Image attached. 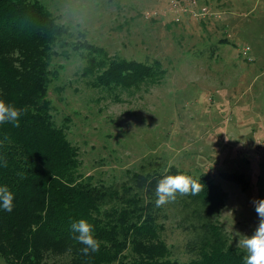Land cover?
Returning <instances> with one entry per match:
<instances>
[{"label":"rangeland","instance_id":"obj_1","mask_svg":"<svg viewBox=\"0 0 264 264\" xmlns=\"http://www.w3.org/2000/svg\"><path fill=\"white\" fill-rule=\"evenodd\" d=\"M30 1L66 33L52 48L46 96L54 126L76 148L81 179L120 185L147 161L174 167L224 192L216 223L232 247L237 233L251 238L253 202L264 200V0ZM87 46L157 62L165 74L126 90L93 87L82 75ZM167 221L170 258L188 260L189 235Z\"/></svg>","mask_w":264,"mask_h":264},{"label":"trees","instance_id":"obj_2","mask_svg":"<svg viewBox=\"0 0 264 264\" xmlns=\"http://www.w3.org/2000/svg\"><path fill=\"white\" fill-rule=\"evenodd\" d=\"M66 33L39 3L0 0V99L25 110L20 126L0 124V187L13 193V210L0 203V260L4 264H244L246 252L232 247L216 223L225 194L207 179L174 167L159 171L147 161L129 183L91 184L78 175L77 151L54 126L47 99L52 48ZM225 43V42H221ZM62 44V43H61ZM84 47V45H83ZM82 75L98 88H136L164 76L150 65L107 57L87 46ZM247 48L242 53L246 55ZM5 163L7 167H5ZM200 182L197 195L157 207L155 191L167 175ZM222 177L239 182L236 174ZM93 226L98 252L84 255L71 225ZM189 235L186 261L170 258L165 221ZM167 221V222H168Z\"/></svg>","mask_w":264,"mask_h":264},{"label":"clouds","instance_id":"obj_3","mask_svg":"<svg viewBox=\"0 0 264 264\" xmlns=\"http://www.w3.org/2000/svg\"><path fill=\"white\" fill-rule=\"evenodd\" d=\"M24 111L0 99V124L11 123L18 128ZM4 166L7 167V164L5 163ZM202 186L200 182L183 174L167 175L157 185L155 191L157 197L156 206L160 207L170 201H175L177 194L195 196L202 191ZM13 199L14 195L7 186L0 187V203H2L5 211L11 212L13 210ZM253 203L259 217L258 228L251 238L237 233L236 235L242 237L239 239L237 247L244 248L247 252L244 264H264V200H256ZM71 231L77 234L74 235L73 239L77 243L84 245L81 249L82 254L88 255L90 252L95 253L100 250V242L94 236L93 226L86 220L81 219L73 223Z\"/></svg>","mask_w":264,"mask_h":264}]
</instances>
